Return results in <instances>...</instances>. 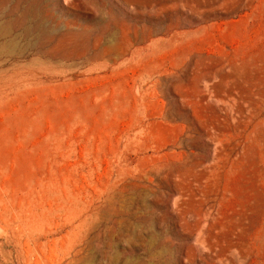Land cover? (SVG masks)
I'll return each instance as SVG.
<instances>
[{
    "label": "rangeland",
    "instance_id": "374dc122",
    "mask_svg": "<svg viewBox=\"0 0 264 264\" xmlns=\"http://www.w3.org/2000/svg\"><path fill=\"white\" fill-rule=\"evenodd\" d=\"M0 264H264V0H0Z\"/></svg>",
    "mask_w": 264,
    "mask_h": 264
}]
</instances>
